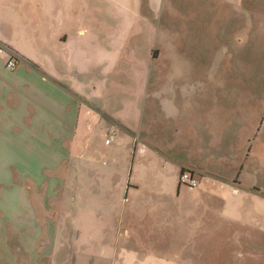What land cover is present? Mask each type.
<instances>
[{"label": "crops", "instance_id": "0c3cea01", "mask_svg": "<svg viewBox=\"0 0 264 264\" xmlns=\"http://www.w3.org/2000/svg\"><path fill=\"white\" fill-rule=\"evenodd\" d=\"M22 3L0 0V47L7 50L0 52V152L8 155L23 147L40 149V176L47 178H40L39 186H47V194H39L42 198H38L37 219H43L45 224L36 232L34 264H124L136 246L130 242L133 238L129 230H122L138 216L127 204L129 196L138 197L140 193L153 194L159 200L156 203V199L149 198L145 204L134 203V208L145 212V219L151 221L160 209H165L158 215L165 224L155 228L152 236L164 244V250L170 244L182 245L177 264L211 262L216 246L249 248V232H264L259 221L264 209L258 202L251 204L253 199L260 201L264 197V186L258 178L252 180L253 174L260 177L264 172L263 144H254L262 129H258L252 115L241 113L238 108L228 109V101L209 90L212 78L206 70L209 73L212 69L213 31L207 34V30L202 36L205 40L197 41L202 44L198 50L204 61H181L175 46L177 59L162 62L170 69L166 75H156L157 89L143 97L144 108L137 120L131 118L128 109V92L113 93L107 99L98 92L99 58L88 54L82 40L74 41L75 58L56 56V69L38 64L33 56H38L35 43L49 42L50 21L40 24L33 8H27L28 17L24 20ZM138 5L139 2L131 16L132 27L133 15H141L142 7L138 9ZM19 39L31 45L27 52L19 45ZM47 50L40 49L42 53ZM13 56L18 57V66L12 70L6 63ZM157 65L161 66L159 61ZM158 71L165 73L161 67ZM171 82L175 85L170 86V91L167 85ZM106 121L110 137L113 132L119 133L118 138L106 143L117 145L108 154L112 164L102 173L107 176L115 199L112 195L99 200L79 199L74 192L80 183L76 179L73 184L70 177L77 164L79 145H92L96 126ZM122 147L129 152L122 154L126 161L118 153L117 148ZM137 152L141 154L136 157ZM184 169L196 173L199 187L180 185ZM12 173L13 169L7 182L12 180ZM59 183L63 190L56 198L52 191ZM175 195H185L184 202L172 203ZM165 199L169 202L162 204ZM228 199L231 205L227 211L224 205ZM8 213L0 218V264H24L25 259L20 256L24 249L20 235L24 222L19 220L23 212L14 221ZM52 218L58 221L56 227L48 225ZM45 236L51 239L50 243L43 239ZM185 245L192 247L186 249ZM144 258L168 264L162 261L168 259L162 251L146 250Z\"/></svg>", "mask_w": 264, "mask_h": 264}, {"label": "rangeland", "instance_id": "374dc122", "mask_svg": "<svg viewBox=\"0 0 264 264\" xmlns=\"http://www.w3.org/2000/svg\"><path fill=\"white\" fill-rule=\"evenodd\" d=\"M155 1L22 0L24 20L28 17L27 8H33V15L37 16L40 24L44 26L46 21H50L49 42L44 40L35 43L38 47V52L35 50L38 56L33 55L34 59L44 67L48 64L56 69L58 67L56 56L59 58L68 55L70 58H75L74 41L82 40L85 42V50L88 54L90 56L94 54L99 58L96 68L98 92H102L105 99L111 97L113 93L128 92V109L131 118L139 120L144 108L143 97L147 95L146 93L157 89L156 75H166L170 69L169 66H163L162 62L177 59L175 46H177L176 50L180 54L181 61H204V58H200L198 50L202 44L197 41L205 40L202 36L207 30V34L213 31L212 69L209 73L206 70V75L212 78L209 90L211 93L220 94L228 101L226 104L228 109L238 108L237 110L241 113H247L252 115V119L255 118L258 129L262 130L257 134L254 144L258 146L263 144L264 148V0ZM137 2H139L138 9L142 7L141 15H133L135 18L132 27L131 16ZM17 41L27 52V46L31 45L21 39ZM93 45L95 46L92 53ZM43 48H48L47 52H43L44 54L40 51ZM3 50L7 52L6 49L0 47V52ZM158 57L161 71L164 70L165 73L160 74L158 71L160 68L156 61ZM65 63L69 67L68 58L65 59ZM196 71L203 73V70ZM173 85L175 84L171 82L167 86L173 87ZM171 87L168 90H173ZM107 122H101L96 126L97 133L92 145L88 148L86 145L85 147L79 145L77 164L74 165L73 175L70 176L73 184L76 183V179L80 183L74 192L79 199L99 200L104 196H113L108 178L102 174L112 164L108 154L112 151V147L117 145L106 144V140L110 138ZM23 148V150L20 149L8 155L0 152V180L2 181L0 183V192L2 191L0 193V218L1 214L9 212V219L14 221V218L23 212V216L19 219L21 223L24 222L20 234L24 249L20 256L25 259L24 264H34L36 232H39L45 224L43 219H37L38 198H42L39 194L43 196L47 194V186H39V183L40 178L45 179L47 176L43 174L40 176V149ZM117 149L122 159L126 161L125 155L122 154L127 155L128 150L123 147V150ZM132 154L131 151L130 161ZM139 154L141 153L137 152L135 156ZM64 167L68 168V159ZM11 169H13L12 180L7 182ZM62 170L66 175L67 171L64 168ZM127 170H124L123 176ZM260 175L262 176L258 177L253 174L252 180L258 178L259 183L264 186V172ZM62 180L65 179L62 178ZM2 189L5 190V194ZM62 190V183H59L53 188L52 196L56 198L61 196ZM229 197L231 199L232 195ZM129 198L127 206L133 212L136 211L138 216L122 230V232L129 230L131 238L134 239L130 242L136 246L135 253L131 255L133 257L130 256L126 260H135L131 264H146L150 260L152 264L153 262L159 264V260L144 258L146 250L150 249L165 252L168 259L162 261L168 264L180 262L177 254H181L182 245L170 244L164 250L162 249L164 244L157 243L155 237L152 236L156 233L155 228L158 229L165 224V219L158 217L162 211L166 212L165 209H160L161 212L150 221L149 218L145 219V212L141 208H134L135 202L145 204L149 198L152 201L155 200V196L140 193L138 197L129 196ZM113 199H115L114 196ZM184 200L185 195L181 198L175 195L172 203L178 205ZM234 201L239 202V200ZM166 202L168 203L169 199L163 200L162 204ZM256 202L264 209V197H261L260 201L253 199L252 206ZM156 203H159V200L156 199ZM230 205L228 199V203L224 205L225 210L228 211L227 207ZM259 221L264 225V216ZM57 223L56 218L48 221L50 227H56ZM185 227L187 230L191 229V227ZM261 229L264 231V227ZM170 230L173 229L170 227ZM145 236L147 238L144 240ZM51 237L54 238V236ZM43 239L51 242L47 236ZM249 240V248L247 246L236 248L216 246L211 253L213 260L211 262L201 261L200 264H264V232L255 233L251 230ZM190 247L192 246H186V249ZM127 261L124 264L130 263Z\"/></svg>", "mask_w": 264, "mask_h": 264}, {"label": "built area", "instance_id": "2783aa9c", "mask_svg": "<svg viewBox=\"0 0 264 264\" xmlns=\"http://www.w3.org/2000/svg\"><path fill=\"white\" fill-rule=\"evenodd\" d=\"M17 58H18L17 56H13L7 61L6 65L9 69L13 70L18 66ZM118 136H119L118 132L111 133V137L106 140V143L108 144L111 143V141H114V139L118 138ZM179 182L180 185L187 186L188 188L191 189L199 187L200 185L199 179L196 176V174L188 169H184L183 171H181Z\"/></svg>", "mask_w": 264, "mask_h": 264}]
</instances>
